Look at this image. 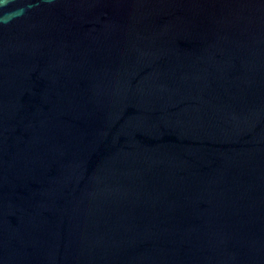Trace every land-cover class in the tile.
Wrapping results in <instances>:
<instances>
[{
	"label": "water",
	"instance_id": "95a60500",
	"mask_svg": "<svg viewBox=\"0 0 264 264\" xmlns=\"http://www.w3.org/2000/svg\"><path fill=\"white\" fill-rule=\"evenodd\" d=\"M0 264H264V0H0Z\"/></svg>",
	"mask_w": 264,
	"mask_h": 264
}]
</instances>
